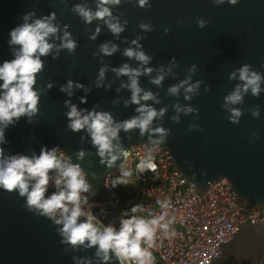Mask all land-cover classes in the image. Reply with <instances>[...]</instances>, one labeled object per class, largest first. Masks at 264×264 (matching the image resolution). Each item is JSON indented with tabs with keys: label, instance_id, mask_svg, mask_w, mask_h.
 I'll return each mask as SVG.
<instances>
[{
	"label": "water",
	"instance_id": "obj_1",
	"mask_svg": "<svg viewBox=\"0 0 264 264\" xmlns=\"http://www.w3.org/2000/svg\"><path fill=\"white\" fill-rule=\"evenodd\" d=\"M82 3L92 10L96 8V0H0V64L14 58L18 46L9 45V33L24 22L26 13L35 12L34 20L55 12L58 35L62 36L63 26L69 25L78 42L74 54L61 50L55 59V51L41 58L44 69L35 86L44 90L40 112L32 123L22 117L6 130L8 143L2 146L5 154L31 156L38 155L42 147H59L88 172L96 193L90 195V202L111 201L113 194L106 189L105 180L109 173L120 171V161L115 168L108 169L100 163L86 132L68 130L65 101L69 97L59 89L68 80L84 84L85 88L76 89L70 98L73 104L82 110L110 112L116 121H123L138 115V105L129 103L125 107V102L131 100V91L121 85L128 83V77L117 76L112 69L124 64L133 69L151 67L152 74L140 76L139 84L161 101H147L148 105L157 111L168 109L163 119L154 121V127L170 130L162 146L170 151L176 170L201 196L207 195L213 183L225 179L236 193L234 203L238 207L256 211L264 208V92L258 98L249 92L242 104L230 106L242 111L239 124L230 122V112L224 106L225 96L241 83L238 78L230 79L233 71L247 64L264 74V0H239L236 5L221 6L213 0H150L147 8L123 0L112 9L122 24L128 22L119 37L103 21L87 25L74 14L72 7ZM200 19L207 22L204 29L198 26ZM141 23L151 24L153 30L144 32L139 27ZM97 28L100 34L93 41L89 37ZM137 36L146 37L141 44L152 57L147 66L124 55L126 49L135 47L131 42ZM49 42L60 43L55 37ZM105 43L115 44L119 50L104 56L99 48ZM173 57L178 65L173 66V75L166 76L162 86L154 85L152 79L162 66L167 70ZM192 65L197 66L193 83L202 81L199 94L191 101L185 100L183 90L178 96L170 95L168 89L186 79ZM103 66L108 68L105 86L97 88L96 80ZM49 82L55 85L51 90L47 89ZM81 97L87 98L86 104L80 102ZM176 104L190 105L198 113L181 114L180 122L175 123L171 118L176 115ZM257 106L261 115L254 118L251 111ZM191 125H196V130L190 131ZM120 137L126 149L149 142L147 136H140L139 130L121 132ZM81 149L90 153L83 162L75 158ZM66 247L51 220L28 211L25 199L17 193L0 189V264H74L73 256L95 257V249L65 252ZM212 264H264V223L239 225Z\"/></svg>",
	"mask_w": 264,
	"mask_h": 264
},
{
	"label": "clouds",
	"instance_id": "obj_2",
	"mask_svg": "<svg viewBox=\"0 0 264 264\" xmlns=\"http://www.w3.org/2000/svg\"><path fill=\"white\" fill-rule=\"evenodd\" d=\"M123 0H96V8L92 10L85 4H76L72 12L81 20L90 25L94 21H103L108 29L117 37L126 30L127 21L122 24L119 17L114 16L112 9L120 6ZM129 3H138L139 7L147 8L150 0H128ZM217 6L230 3L236 5L239 0H213ZM35 12L26 13L23 23L13 28L8 41L10 46H18L14 52V58L0 64V189L9 193H17L25 199V207L28 211L38 216L48 218L56 226V231L61 237V243L67 245L65 252L95 249V257L82 258L73 256L74 264H155V257L151 249L155 247L158 234L163 238L172 240L178 233L174 227L177 217L170 211L172 208L170 198L157 199L156 204L160 211L156 214L149 213L147 217L140 215L145 208L134 205L130 211H125L119 220V226L114 223L104 224L94 214V203L90 202V195L95 196L93 186L89 181L88 172L81 163H74L71 156L67 155L59 147L48 149L42 147L40 153L31 156L24 154L6 155L3 145L7 144L6 130L14 126L22 117L32 123L40 108L43 89H37V77L44 69L42 57H46L55 51L57 58L61 50H67L74 54L78 48V42L69 31V25L63 26V35H58L60 27L56 24L57 15H50L34 19ZM198 26L204 29L207 22L203 19L198 21ZM140 29L144 32L152 31L151 24L141 23ZM167 33L168 30L165 29ZM100 34V28L90 35L95 41ZM55 37L60 41L59 45L50 43ZM144 36H137L132 40L134 48L124 51V55L134 58L142 65H149L152 57L145 53L141 41ZM118 46L111 43L100 45L99 52L104 56H112L118 51ZM173 66H178L175 57L170 66L165 70L162 66L159 74L152 79L156 86H162L166 76L173 75ZM107 66L99 69L96 87H104ZM117 76H127L128 83L122 84L131 91L130 102H125V107L131 104L138 105L137 116L123 121H116L110 112L89 111L80 109L71 102V97L76 89H84L85 85L68 80L66 85L60 86V91L67 94L69 100L65 101L68 130L74 133L84 131L91 139L92 146L96 149V155L100 163L108 169H113L120 161V175L112 180V188L128 185L132 176L131 170L126 167L128 150L121 142V132L125 134L139 130L141 137H148L151 147L142 156L136 165L138 172L155 171L156 163L153 153L159 146L165 144L170 130L163 126L154 127V121L161 120L167 113V108L157 111L148 105L147 101L159 104L161 101L151 91H145L140 87L139 77L151 75L154 71L151 67L133 69L128 64L119 68H113ZM197 66L192 65L188 70V77L181 80L175 86L168 89L172 96H178L183 90L185 100L191 101L199 94L202 81L193 83L192 77L196 74ZM239 79L241 82L233 92L225 96V108L230 112L231 123L239 124L243 113L238 107L244 102V97L249 92L259 97L264 92V74L252 69L251 65H243L230 74L231 80ZM55 85L47 84L51 90ZM108 87H111L110 85ZM119 91V89H117ZM207 91V89H206ZM81 103L86 104L87 98L81 97ZM118 103V101H117ZM176 115L171 119L175 123L180 122L181 114L187 116L198 113V109L190 105L181 106L176 104ZM254 118H259L261 110L259 106L251 111ZM196 125H191L189 130H196ZM129 140L131 136L128 137ZM85 139L82 137V140ZM90 153L83 149L75 153L79 162L85 161ZM95 178V173L92 174ZM54 185L55 191L49 192V186ZM105 187H107L105 185Z\"/></svg>",
	"mask_w": 264,
	"mask_h": 264
},
{
	"label": "built area",
	"instance_id": "obj_3",
	"mask_svg": "<svg viewBox=\"0 0 264 264\" xmlns=\"http://www.w3.org/2000/svg\"><path fill=\"white\" fill-rule=\"evenodd\" d=\"M150 147L146 143L127 149L126 167L132 172L128 185L112 188V180L120 171L109 173L105 185L113 198L104 204L94 203L92 210L104 224L114 223L118 227L123 213L130 211L122 202L124 195L136 197L135 204L145 208L139 214L145 217L160 211L157 199L170 198L178 235L168 240L158 234L156 246L151 249L155 264H212L220 257L224 243L237 233L239 225L264 223V208L256 211L238 207L234 203L236 193L225 179L213 183L207 195L201 196L176 170L170 151L162 145L153 153L156 170L138 172L136 165ZM52 191L55 186L50 183L49 192Z\"/></svg>",
	"mask_w": 264,
	"mask_h": 264
},
{
	"label": "trees",
	"instance_id": "obj_4",
	"mask_svg": "<svg viewBox=\"0 0 264 264\" xmlns=\"http://www.w3.org/2000/svg\"><path fill=\"white\" fill-rule=\"evenodd\" d=\"M122 199H123V204L125 205V206H128L129 208L128 209H131L134 205H136L135 204V199H136V197L132 194V195H130V194H128V195H124L123 197H122Z\"/></svg>",
	"mask_w": 264,
	"mask_h": 264
}]
</instances>
